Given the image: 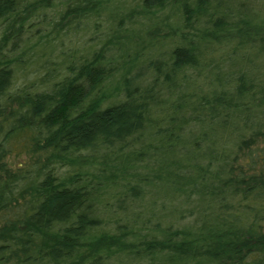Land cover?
<instances>
[{
  "label": "trees",
  "instance_id": "16d2710c",
  "mask_svg": "<svg viewBox=\"0 0 264 264\" xmlns=\"http://www.w3.org/2000/svg\"><path fill=\"white\" fill-rule=\"evenodd\" d=\"M0 264H264V0H0Z\"/></svg>",
  "mask_w": 264,
  "mask_h": 264
},
{
  "label": "rangeland",
  "instance_id": "374dc122",
  "mask_svg": "<svg viewBox=\"0 0 264 264\" xmlns=\"http://www.w3.org/2000/svg\"><path fill=\"white\" fill-rule=\"evenodd\" d=\"M32 155L33 153L31 151H27V148H17L9 153L7 161L9 162L11 168L16 170L25 166L27 162L31 159Z\"/></svg>",
  "mask_w": 264,
  "mask_h": 264
}]
</instances>
